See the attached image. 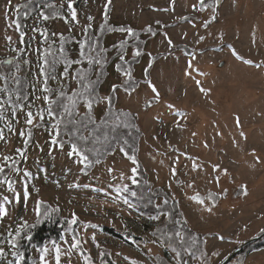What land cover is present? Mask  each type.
I'll return each mask as SVG.
<instances>
[{
    "label": "rangeland",
    "instance_id": "obj_1",
    "mask_svg": "<svg viewBox=\"0 0 264 264\" xmlns=\"http://www.w3.org/2000/svg\"><path fill=\"white\" fill-rule=\"evenodd\" d=\"M29 1L11 0L9 5L8 0H0V60L31 57L32 63L21 64L17 72L22 79V88L27 91H30L29 83L36 72L35 57L30 51L23 56L14 54L8 45L18 46L19 34L9 27L12 20L18 17L16 6ZM206 1L205 10L201 11L198 0H110L112 7L108 26L131 27L136 33L134 37L107 30L100 35V25L109 0H74V7L79 24L87 25V17H93V37L111 54L99 78V94H106L113 84H120L124 79L115 69L119 61L113 45L127 39L125 58L130 62L138 87L128 97L120 89L116 106L139 112L136 121L140 128L138 158L148 176L146 184L150 185L155 205L163 200L166 193L170 203L174 202L171 197L175 196V202L186 214L188 229L192 230L190 234L196 235L200 241L203 237L209 251L220 253L215 260L217 264H222L250 240L258 239L256 243L264 245V67L257 69L246 65L235 58L228 47L231 44L244 59L264 63V0ZM67 2L58 0L56 3L63 9L60 18L43 21L38 19L37 14L29 19L25 28L26 39L36 35L32 31L34 26L47 29L49 34L55 33L54 38L63 34L69 38L66 51L75 56L78 45L71 41V37L80 40L84 36L78 25L69 22ZM187 17L195 19L190 22L185 20ZM205 22H208L207 28L203 26ZM149 25L155 35L147 32ZM165 33L172 39V47L165 42ZM9 36L11 41L7 40ZM184 47L191 50L193 55L186 56L181 50ZM137 48L151 53V57L142 55L135 58L133 53ZM159 54L164 56L155 63L152 61L149 79L156 84L163 100L146 109V102L152 96L146 88L145 76L150 59ZM189 62L191 69L188 68ZM7 65H11L16 72L14 64ZM58 70L62 68L58 66ZM188 71H191L190 77L185 74ZM196 80L201 81L205 89H210L209 95L199 91ZM0 85L3 86L2 81ZM169 103L174 105L171 110L167 107ZM7 114L8 110L5 112L6 118ZM236 116L240 118V128L235 125ZM19 119L20 123H13V128L23 131L24 136L8 133L4 121L0 120V128H4L9 137V142H0V157L12 156L17 162L16 166L21 169L17 175L6 167L5 173L0 174V181L7 176L12 185L9 189L7 183H0V205H4L7 213L0 218V250L4 252L0 256V264H16L17 256L21 253L10 243L16 229L20 228L22 232L42 222L46 219L45 211L49 214L47 217L58 216L66 220L70 228L64 231L60 242L47 241L40 248L32 247L28 264H41V255L45 256L44 264H55L57 246L61 252V264H88L89 259L92 264H132L133 261L138 264H168L172 255L170 250L150 243L151 233L159 223L149 220L150 216L156 214V207L154 209L146 203V208L153 209L145 211L139 204L146 199L139 198L135 203L136 209L129 210L116 189L124 182L131 186V181L113 180L106 172L107 167H113L114 175L118 176L121 171L130 174V161L119 152L110 154L88 175H84L78 171L76 157L66 155L67 148L61 152L51 144L46 126H25L23 114ZM29 130L31 137L27 135ZM241 131L246 138L239 135ZM25 140L30 142L26 145ZM205 143L208 147H204ZM169 144L180 151L173 152ZM16 149L26 151L27 159L24 160ZM183 153L193 159H188ZM173 157H179V164L172 163ZM3 163L0 159V164ZM193 164L201 167L192 170ZM214 164L228 170V175L220 173L219 184L210 182L209 174L215 175L212 173ZM171 167L177 168L176 177H171ZM24 170L29 171L31 176L25 178ZM73 182L80 187L69 188ZM169 182L174 185L171 189L166 186ZM189 182L194 185L192 189L187 187ZM242 185L247 186V196L242 194ZM159 189L161 195H156L155 191ZM222 190H226V195ZM25 191L29 193L28 199H24ZM197 193L202 197L215 198L216 206L211 214L189 201V197ZM6 198L8 203H5ZM38 201L43 202L42 213L36 210ZM210 204L211 201L206 200L204 207ZM73 213L78 220L70 225ZM91 224L96 227L91 228ZM101 227L116 230L125 239L133 241L132 244L105 234ZM218 235H222L224 240H218ZM73 237L80 240L77 249H71ZM198 246L203 248L204 244ZM45 248L49 250L47 253L43 251ZM259 249L246 256L239 253L228 264H264V248ZM13 252H17V256H13ZM100 253L105 255L101 256ZM186 259L189 264H195L192 257Z\"/></svg>",
    "mask_w": 264,
    "mask_h": 264
},
{
    "label": "snow or ice",
    "instance_id": "obj_2",
    "mask_svg": "<svg viewBox=\"0 0 264 264\" xmlns=\"http://www.w3.org/2000/svg\"><path fill=\"white\" fill-rule=\"evenodd\" d=\"M110 3V0H109ZM200 10H205V0H198ZM8 4L11 5V0H8ZM22 6H16L17 14ZM47 7V6H46ZM196 7V5H193ZM68 20L73 23L74 26H79L81 34L84 36L83 39L77 40L75 36L71 37V41L78 45V51L75 56H72L70 52H67L65 45L69 43V38L63 34H60L58 38L56 34H49L47 29L41 30L38 26H34L32 31L36 35L28 37L24 31L21 30V24L17 20H12L9 27L14 28L19 34L18 46L11 47L12 53H19L23 56L25 52H31L32 56L35 57V68L36 72L33 75L32 81L29 83L30 91H26L22 88L21 77L17 75L20 70L21 64H31V57L28 59H21L14 57L11 60L2 61L0 65L5 63L14 64L16 72L10 75L0 73V81H3V86L0 87V120L4 121V128L7 129L8 133L12 135L24 136L23 131L13 128V123H20V115L23 114V124L25 126H32L39 128L46 126L45 130L51 137V144L58 147L61 152H64L67 148L66 155L68 157H76V163L78 165V171L84 175H88V169H91L95 165L101 164L100 156L103 154L101 148L97 147L100 145L105 149L110 150L111 154L119 152L123 158L130 161L129 173L119 172L118 176L114 175L115 169L113 167H107L106 172L113 180L120 182L131 181V184L137 185L139 183L137 176L139 175L140 162L138 157L134 154V145L130 143V139L133 138V130L136 133L140 132V128L136 121L139 117V112H133L131 110H124L118 108V96L117 93L122 88L126 97L130 96L132 92L136 91L138 85L133 79V72L130 67V62L125 58V46L127 45V39H121L119 44H114L113 48L117 50V59L119 63L115 65L116 72L119 76L123 77L120 84H113L106 94H99L96 92L94 85L98 83L99 78L103 75V69L108 64L111 54L107 47H101L97 39L93 37L91 32L93 17L88 16L87 25L79 24L78 13L74 7V0H68ZM54 15H59L55 13ZM38 19L48 21L50 15L41 11ZM215 19V16H213ZM159 23V22H157ZM108 14L105 12L103 23L100 25V30H107L109 32L125 34L127 37H134L135 31L131 27H109ZM205 28L208 27V22L203 25ZM71 32L72 29H69ZM147 32L155 35L152 27L149 25ZM11 37H7V40L11 41ZM165 42L169 47L173 46L172 39L164 34ZM203 40V37H200ZM58 44V47H57ZM19 45H25V47H19ZM34 45V46H33ZM228 47L232 50V55L242 60L243 63L249 66H254L259 69L264 67V63H255L252 59H244L240 56L236 49L229 44ZM142 55H148L151 57V53H144L140 48H137L133 53L135 58H139ZM154 59V58H152ZM152 59H150L148 68L152 67ZM62 68V70H58ZM191 62L188 64V68L191 69ZM189 77L191 71L185 73ZM203 74V73H201ZM93 77H96L94 80ZM145 84L147 90L151 93L152 99L146 102L145 108L151 109L152 104H159L163 100V96L158 90L156 84L151 79L145 76ZM199 91L205 95L210 94V89H205L202 86V82L199 80L195 81ZM15 85V87H12ZM75 85V87L73 86ZM139 93L137 92V96ZM40 103H37V102ZM168 109H173L174 105L169 103ZM99 109V111H97ZM8 110L7 118L5 115ZM183 115L182 113H177ZM235 125L237 128L242 127L239 116L235 118ZM180 127L179 124L176 125ZM4 128H0V142H9V137L5 134ZM27 135L31 137V130L28 131ZM193 136L196 133H192ZM217 135H220L217 133ZM241 137H245V133L241 131L239 133ZM246 138V137H245ZM155 139V137H153ZM30 141L25 140L24 143L27 145ZM204 147H208L207 143ZM169 148L173 152H179L178 148L173 147L169 144ZM16 152L24 159H27L26 151L16 149ZM91 154V155H90ZM188 159H193L188 156L187 153H183ZM94 157V158H93ZM3 164H0V174L5 173L7 167L8 171L19 175L21 169L16 166V161L10 155H3L0 157ZM11 161L9 164L8 162ZM257 162H259L257 158ZM163 162L161 161V164ZM173 164H179V157H173ZM201 166L193 164L192 170H196ZM255 167V165H252ZM177 168H170L171 177L177 176ZM228 175L227 169H222L219 165H212L211 183H220V173ZM25 178L30 177L31 173L27 170L23 171ZM99 179V177H95ZM159 179V176H157ZM0 183H7L9 189H11V182L5 176L4 180ZM147 183V181L145 182ZM111 187V185H109ZM171 189L174 185L169 182L166 185ZM59 187V185H58ZM80 187L79 184L73 182L69 184V188ZM88 188L89 185H83ZM183 188L184 185L181 184ZM189 189L194 187L193 183L187 184ZM242 194L248 195L246 185L241 186ZM38 192L39 189H36ZM226 195V190H222ZM117 194L120 196L123 204L127 206L129 210H135L136 205L126 195H120L122 193H129L131 197H136V191H130L128 183H121L120 187L116 189ZM24 199H28L29 193L25 191L23 193ZM171 199L175 202L176 198L173 195ZM207 201H211L209 206H205ZM190 202H195L201 206L204 211L209 214L213 212L216 206L215 198L212 196L202 197L199 193L189 197ZM5 203H8L7 198ZM42 201H38L36 210H39ZM169 197L165 194L162 201H158L155 205L156 214L149 217V220L153 222H159L158 226L154 228L151 233L152 239L150 243L153 246L160 248L167 247L171 252V257L168 264H189L186 257H192L195 264H217L215 257L219 256L220 253L217 251H209L207 241H200L196 235H192L191 229H188V220L186 214L180 210L175 203L169 208ZM55 211V210H54ZM6 209L4 205H0V218L6 216ZM131 211L129 215H131ZM44 215L47 217L49 214L45 211ZM184 217V218H182ZM78 217L75 213L72 214V218L69 224L77 223ZM39 222V221H37ZM91 228H95L96 225H89ZM170 226H174L170 228ZM127 227V225H125ZM187 229V231H186ZM11 235V233H9ZM21 235V229L17 228L15 236L12 237L10 243L15 248L17 243V237ZM95 237H93L94 239ZM63 239V237H61ZM217 239L220 241L224 240L222 235H218ZM74 243L71 245V249H77L80 240L73 237ZM204 244L201 248L198 245ZM215 247L214 245L212 246ZM71 249L69 255H71ZM47 253L49 250L45 248L43 250ZM149 254L151 249H148ZM3 250H0V256H3ZM13 256H17V252L12 253ZM101 256L105 253H100ZM23 260V255L17 256L16 264H20ZM41 264L45 262V256H40ZM55 264H61V252L57 246L55 248ZM88 264H92L91 260H88ZM132 264H138L137 261H133Z\"/></svg>",
    "mask_w": 264,
    "mask_h": 264
},
{
    "label": "trees",
    "instance_id": "obj_3",
    "mask_svg": "<svg viewBox=\"0 0 264 264\" xmlns=\"http://www.w3.org/2000/svg\"><path fill=\"white\" fill-rule=\"evenodd\" d=\"M57 1L58 0H31L29 2H24L21 4L18 17L16 20L21 24V30L24 31L25 33V28H26V22L31 19L34 15L39 14L41 11L45 12L46 14L50 15V18H60L62 17V8L57 6ZM206 0H205V5H206ZM47 6V7H46ZM111 2L107 3L105 6V12L109 15V12L111 10ZM55 13H58L59 15H54ZM194 17H187L185 20H189L190 22L194 20ZM103 31L100 32V35H102ZM184 54L186 56H191L193 55V52L189 50L187 47H184L183 49ZM164 54H159L155 55L152 58L153 63L157 62L156 60L159 59L160 57H163ZM151 69V68H150ZM150 69L148 68L147 70V78L149 79V71ZM14 72V69H12L11 65L3 64L0 65V73L8 74L10 75L11 73ZM22 81V79H21ZM100 81L99 79L98 83L94 85L96 92L98 93L99 90L97 89L100 86ZM3 82V81H2ZM4 83V82H3ZM0 87H2L0 85ZM12 87H15V85H12ZM25 90V88H23ZM122 89V88H121ZM123 90V89H122ZM27 91V90H26ZM139 137H140V132L136 133L133 130V138L130 139V143L134 145V154L138 157V142H139ZM97 147L101 148V152L103 153L100 156L101 161H104L108 155H110V150L105 149L104 147L97 145ZM91 155V154H90ZM94 158V157H93ZM139 159V158H138ZM140 162V161H139ZM96 166V165H95ZM91 169H88L87 171H91ZM137 179L139 183L137 185H131L129 186L130 191H136L137 196L136 197H131L129 193H122L121 195H126L128 198L132 201L133 204L137 203L138 199H146L145 202H141L139 204L142 209L145 211H152V209H155V200L154 196L149 190V186L145 183L148 179L147 173L145 172L141 162H140V169H139V175L137 176ZM148 188V189H147ZM160 189L155 191L156 195H161L160 194ZM146 203L150 204L153 206L152 207H147L144 206ZM176 204V206L179 208L176 202H173ZM173 203L169 202L168 207L171 208ZM43 205L41 204L39 207L40 213L43 212V209L41 208ZM180 209V208H179ZM156 210V209H155ZM174 226H170L172 228ZM69 227L68 223L66 220H62L58 216H49L46 217L45 220L42 222L38 223L37 225L31 227L30 229H26L25 231L23 230L21 232V235L17 238V243L16 247L19 249L20 253L23 255V260H21L20 264H28L29 259L31 257V248L32 247H42L47 241H53L55 243L60 242L64 235V231L67 230ZM101 230L107 234L110 235L116 239H119L123 242H125L128 245H131L132 242L128 239H125L120 233H118L116 230L111 229V228H106V227H101ZM187 230V229H186ZM75 235V234H74ZM76 236V235H75ZM137 239V238H136ZM202 241H204V238L202 237ZM248 248V250H247ZM259 248L263 249L264 245L261 243H253L246 247L242 252L241 256H246L247 254H250L253 252L255 249L260 250Z\"/></svg>",
    "mask_w": 264,
    "mask_h": 264
},
{
    "label": "water",
    "instance_id": "obj_4",
    "mask_svg": "<svg viewBox=\"0 0 264 264\" xmlns=\"http://www.w3.org/2000/svg\"><path fill=\"white\" fill-rule=\"evenodd\" d=\"M258 239H253L248 241L247 243H245L244 245H242L239 250H237L236 252H234L231 256H229L222 264H228L230 263L234 258H236V256L241 253L246 247H248L249 245L255 243Z\"/></svg>",
    "mask_w": 264,
    "mask_h": 264
}]
</instances>
